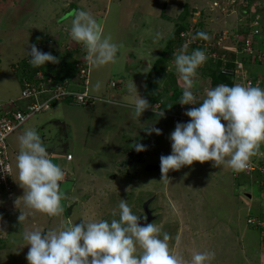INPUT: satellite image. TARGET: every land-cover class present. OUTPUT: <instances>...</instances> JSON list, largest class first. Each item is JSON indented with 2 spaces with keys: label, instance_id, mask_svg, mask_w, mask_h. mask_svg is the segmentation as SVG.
<instances>
[{
  "label": "rangeland",
  "instance_id": "1",
  "mask_svg": "<svg viewBox=\"0 0 264 264\" xmlns=\"http://www.w3.org/2000/svg\"><path fill=\"white\" fill-rule=\"evenodd\" d=\"M220 1L223 5L214 7L213 3ZM227 3L230 0H0V104L9 108H13L14 101L20 97L22 77L34 71L35 67L29 62L30 45L35 44L37 48L47 45L50 49V41L63 26L71 29L76 11L89 12L103 26L104 35H110L112 42L122 46L115 63L101 67L90 65L88 90L97 99L91 106H78L71 101L56 104L48 111L31 116L9 136L14 200L13 203L0 201V264H29L26 257L30 246L23 239L24 232L40 230L46 234V231L63 230L81 222H111L119 219L121 199L127 201L140 219L144 209H149L154 217L151 223L161 229L160 238L167 232L172 238L170 248L186 261H191L194 252H215V258L207 264H264V238L261 239L264 232L252 228L247 219L257 215L253 219L264 220V178L257 172L241 173L238 178L235 173L230 178L228 172L233 169L227 164L214 167L213 161L194 162L186 166L190 168L170 170L169 181H165L161 171L145 170L148 165H159L162 155L171 154V133L177 123H188L186 119L174 118L180 115L178 104L167 111L160 109L163 102L170 101L171 93L166 91L170 90L171 77L178 74L174 65L166 64L168 70L165 68L157 76L150 75L167 44L173 47L171 43L175 40L171 42L172 37L181 24V17L187 13L186 20L193 34L199 30L216 35L218 31L225 32V41L221 43L229 45L234 43L227 36L231 37L239 27V31L246 29L247 18L244 19L240 12V8L246 7L248 17L253 19L246 34L257 33L254 40L259 39L261 45L264 41V0H238L228 13V7L224 6ZM70 29L67 30L69 36ZM186 35L182 42L179 41L180 48L175 45L172 48L177 53L185 47L183 44L189 47L188 40L193 41L190 34ZM69 41L74 42L71 36ZM74 44L76 42L70 46ZM81 44L77 43L76 48ZM56 58L59 63L54 68L51 67L53 63L45 64L47 71L59 75V80L68 79L70 58L61 54ZM252 64L264 71L261 64L251 62L249 65L252 67ZM260 75L264 82V76ZM97 82L101 84L99 91L94 90ZM133 83L138 95L146 99L151 106L149 109L153 110L147 109L140 118L134 115L137 93L130 91ZM178 86L181 89L180 83ZM198 87L202 90L199 99L203 102L204 90L211 86L198 77ZM158 95H161L160 100L154 103ZM160 112H164L163 117L159 116ZM173 114L177 121L170 118ZM57 124L65 126L74 161L51 159L67 175L60 182L61 191L66 195L61 201L64 211L50 217L27 208L22 200L15 206L16 199L24 195V189L19 185L16 157L20 151L19 137L25 130L34 129L40 136L42 133L48 136L49 132L51 136ZM150 127L160 129L161 134H149L147 129ZM134 143L145 146V151L138 152L136 160L127 155L135 149ZM260 151L264 152V144ZM255 159L257 165L264 163V156H254L250 162ZM194 177L200 179L192 186L189 179ZM228 178L232 186L235 179L246 180L235 189L238 201L231 199L234 195ZM206 185L207 188L201 189ZM75 201L77 204L68 214L67 206ZM232 206L238 213L231 215ZM248 208L251 210L247 213ZM21 212L26 219L20 224ZM177 236L180 238L178 246Z\"/></svg>",
  "mask_w": 264,
  "mask_h": 264
},
{
  "label": "clouds",
  "instance_id": "2",
  "mask_svg": "<svg viewBox=\"0 0 264 264\" xmlns=\"http://www.w3.org/2000/svg\"><path fill=\"white\" fill-rule=\"evenodd\" d=\"M70 36L75 42L84 45L85 59L92 67H101L118 60V52L122 46L112 42L110 35H104L103 26L89 12L78 10L74 13ZM197 38L211 39L203 31L193 36L194 40ZM28 54L33 67L59 63L56 58L59 54L41 52L35 44L30 45ZM173 59L175 70L184 84L178 103L194 107L185 112L190 121L186 124L177 123L171 133V154L160 157L162 180L169 181L167 173L170 170H179L194 162L203 164L208 161H213L214 167L227 164L234 171L251 175L244 172L249 167L251 158L264 156V152L260 151L264 144V89L251 85L219 84L205 89V99L196 106L194 88L198 83L197 70L208 59L207 54L199 49L188 54L185 46L174 54ZM100 88L101 84L97 82L94 90L99 91ZM130 91L137 93L134 115L140 118L151 106L138 95L134 83ZM171 107L169 105V109ZM159 116L163 117L164 112H160ZM174 118L178 116L175 115ZM147 131L149 134H161V130L155 127H150ZM19 144L16 168L24 195L16 199L15 206L22 200L27 208L36 212L50 217L61 215L64 211L61 201L66 199V195L61 191L60 182L64 181L66 173L51 159H65V155L71 154L72 159L65 160L72 161L73 154L65 152L60 155L54 149L48 152L41 136L34 129L25 130L19 137ZM133 147L137 152L145 151V146L140 143H134ZM11 170L12 192L6 203H13L14 200L12 165ZM119 210V219H112L111 222H81L63 230L46 231V234L40 230L24 232L23 239L30 246L26 259L29 264H207L215 258V252H194L191 261H186L170 248L169 241L172 238L167 232L163 233L161 239V229L154 223H139L141 217L132 212L126 200L121 199ZM115 215L114 211L113 216ZM25 219V214L21 212L18 217L20 224ZM179 243L180 238L177 236L176 245Z\"/></svg>",
  "mask_w": 264,
  "mask_h": 264
},
{
  "label": "built area",
  "instance_id": "3",
  "mask_svg": "<svg viewBox=\"0 0 264 264\" xmlns=\"http://www.w3.org/2000/svg\"><path fill=\"white\" fill-rule=\"evenodd\" d=\"M240 1V0H239ZM243 1V0H241ZM238 0H230V3H227V13L230 12L231 8H235L234 4H236ZM218 3L220 5H218ZM214 7H220L222 1L214 2ZM234 6V7H233ZM223 9H221L222 11ZM255 21V20H254ZM253 21V22H254ZM192 27L187 32H182L179 35V39L182 42L185 38V35L190 34L188 36H192L191 33ZM239 30H236V33L227 39H232L234 44L224 45L221 43L225 41V32L211 33L208 31L207 35L211 37L209 40L203 39H193L192 42L188 40L189 47H187V53L191 54L194 50H203L206 52L208 59L206 62L198 68V72H201L205 68V64L208 62L216 63L219 62L221 65L222 73L226 75L233 76L234 85H251L253 87L261 86L262 82L259 77H252L246 64L244 58H250L252 63H259L264 66V43L261 41L258 42L256 39L257 33H253L252 35H242L238 34ZM186 35V36H187ZM242 35V36H241ZM68 39L70 40V36L68 35ZM221 36V37H220ZM241 36V37H240ZM251 37V39L249 38ZM189 39V38H187ZM67 40V42H70ZM258 43V44H256ZM50 49H47V45H44L43 48L38 50L44 53L61 54L66 55L70 58L72 63L68 65V70L71 72L68 75V79L59 80V75H52L47 71L46 65L35 67L36 74L33 76L32 80L26 81L23 80L22 85L20 86L21 94L14 101V107L9 108L5 104H0V201H4L10 197L12 192V170L10 163V154L9 148L7 144L8 137L15 131H17L21 126L34 115H38L42 112L48 111L53 104H63L67 101H71L75 105L89 107L91 106L97 99L91 96L89 93L88 87L90 84L89 73H90V65L88 61L85 59L86 53L80 49H74L72 46H55L51 41L49 43ZM186 46V45H182ZM53 48V49H52ZM175 49V48H174ZM194 49V50H193ZM54 50V51H53ZM53 51V53H52ZM174 53H177L175 50ZM172 63L175 69L174 60L167 61V64ZM232 65L231 70L228 69L227 66ZM56 65L51 64V67L54 68ZM43 68V70H41ZM166 69H169V66L166 65ZM177 81L181 84V87H184L182 80L180 79L179 73L176 75ZM199 77V76H198ZM209 85V84H208ZM200 87H198V83L194 88V92L197 97V102H200L198 93ZM19 105V106H18ZM180 115L178 116L179 120L186 119L185 121H190V118L185 115L186 110L190 107H194L192 105H180ZM197 106V105H196ZM156 110V107L154 108ZM182 110H185L182 112ZM222 123H225L222 121ZM66 160H71L72 155L67 154L64 156ZM255 163V161H253ZM253 162L249 163V167L244 169L246 174L257 172L258 175L264 178V163L253 164ZM256 217H249L248 224H252V226L258 229L260 232H264V220L257 221L253 219ZM264 219V218H262ZM264 238V237H263Z\"/></svg>",
  "mask_w": 264,
  "mask_h": 264
},
{
  "label": "trees",
  "instance_id": "4",
  "mask_svg": "<svg viewBox=\"0 0 264 264\" xmlns=\"http://www.w3.org/2000/svg\"><path fill=\"white\" fill-rule=\"evenodd\" d=\"M240 12L242 13L243 16H245L244 19L247 18L245 21H247L248 24L245 27H246V29H248L249 23L252 22V20H253L252 18L250 19L248 17L249 9L246 8V7L245 8L243 7V8H240ZM183 16L184 17H181V19H180L181 20V22H180L181 24L177 26V29L175 31V34L172 37V41L171 42H173V40H175V43H171V45L173 47H174V45L175 46H178L179 48L181 47V44L179 42L180 41L179 35H180V33L187 32L189 30V22H188V20H186L188 18L187 13L184 14ZM193 29H195L194 28V25H193ZM240 29H241V27H239V30ZM246 29H245V31H243V28H242V31H239L238 34L241 33L242 35H245L248 32ZM201 31L202 30H199V31H197V33L198 32H201ZM65 35L67 36L66 33H65ZM193 35L195 36L196 34L194 33ZM52 41L54 42V38L52 39ZM52 41H51V43H53ZM58 42L60 43L59 38H58ZM58 45H60V44H58ZM62 45H64L65 47H68V46L71 45V43L70 42H64V43H62ZM41 48H43V45L42 46L40 45V49ZM172 48H171V46L168 43L167 46L164 49V52L162 53L163 55L159 56V58L157 59V61L154 63V65H153V67H152V69L150 71V75L157 76L160 72H162V71L164 72L165 71V68H166L165 66L167 64V61L174 60L173 59V57H174L173 56V53H174L173 51L174 50ZM244 60H245V63H247V64L248 63H251V61H250L251 59L250 58H244ZM227 67H228L229 70H231L232 65H229ZM41 70H43V68H41ZM221 70L222 69H221V65H220L219 62H216V63L208 62V63L205 64V68L201 72H198V76H199L200 81L201 80L202 81L203 80L204 81H207L208 84L211 86V88H214L215 86H217L219 84H227L228 86H233L234 85L233 76L226 75V74L222 73ZM43 72H44V70H43ZM155 72H156V74H155ZM35 74H36V69L34 68V71L33 72L24 75V77H22L20 86L22 85L24 79H26V81H30V80H32V78H33V76ZM253 76H255V75H253ZM155 79L157 81L159 80L157 78H155ZM169 81H170V83H168V84H169L170 90L169 91H166V92L167 93H171L170 96L168 97L169 100H170L169 101L170 103L169 102H163L162 105H161V107H160V109L162 111L169 110V105H175V106H177V104H179L178 101L181 98L182 93H183V88L184 87H181V89L179 88V86H178L179 82H177L176 75H173L171 77V80H169ZM262 84H264V82H262ZM207 88H209V87H207ZM260 88H262V86H260ZM201 91L202 90L199 88L198 93H200ZM160 97H161V95H158L154 99V103H158V101L160 100ZM199 104H200V102H197V106ZM53 106H55V104L54 105L53 104L51 105V107H53ZM51 107H50V109H51Z\"/></svg>",
  "mask_w": 264,
  "mask_h": 264
},
{
  "label": "crops",
  "instance_id": "5",
  "mask_svg": "<svg viewBox=\"0 0 264 264\" xmlns=\"http://www.w3.org/2000/svg\"><path fill=\"white\" fill-rule=\"evenodd\" d=\"M68 29H70V28H68V27H64L63 26V28L62 29H60V31H58V34L56 35V39L54 38V45L55 46H57L58 44H60L59 46H64V45H62L61 43L63 42H67V40H69L68 39V36H66L65 35V33L67 34V30ZM59 35H60V43L58 42V38H59ZM63 39H64V41H63ZM74 42H72L71 44H73ZM77 47V42H76V44H74V46H73V48L74 49H78L79 48V51H80V49L83 51V53L85 52L86 53V50H85V47H84V45L83 44H81L80 45V47H78V48H76ZM81 52V51H80ZM57 55V54H56ZM58 56V55H57ZM70 60V59H69ZM70 62L72 63V61L70 60ZM70 62H69V64H70ZM68 64V65H69ZM246 64V66H247V68H248V70H249V72H250V74H251V76L253 77V75H255L254 77H262L260 74H262L263 76H264V71L262 72V70H260V68L258 67V65H254V64H252V67L249 65V64H251V63H249V64H247V63H245ZM259 68V69H258ZM264 78V77H263ZM110 83V82H109ZM263 85L264 84H262L261 86H262V88H264L263 87ZM108 87H110L109 86V84H108ZM170 117V116H169ZM170 118H172V119H174L173 117H170ZM174 120H176V119H174ZM177 121V120H176ZM189 122V121H188ZM58 126H56V128L57 127H59V126H61V128H63L64 129V131H65V126H64V124H57ZM55 128V131H57V129ZM65 137H63V140H61V141H59L58 142V140L56 141V143L52 146V147H56L55 145H57V144H61V145H63V146H66L65 148H67V151L66 152H69L70 150H69V147L72 145L71 144V142L69 141V136L67 135V134H65L64 135ZM169 141V140H168ZM170 142V144L172 143L171 141H169ZM169 142H167V147H168V143ZM170 146V145H169ZM60 147V146H59ZM61 148V147H60ZM59 148V149H60ZM258 156H260V155H258ZM262 157V156H261ZM72 161H74V157H73V160ZM157 166H160V164L159 165H157ZM202 167V166H201ZM200 167V168H201ZM182 168H185V169H187V168H190V167H182ZM159 171H161V170H159ZM241 171H230V173L228 172V174H230V178H232L233 177V175L236 173V177L235 178H238L239 177V175H241V173H240ZM168 175H169V173H167ZM182 174V173H181ZM200 178H202V180H203V177L202 176H200ZM199 177H194L193 179H189L190 181H191V184L190 185H194L196 182H197V179L199 180L200 179ZM230 178H228V185H229V187H230V189L232 190V195H234V197L232 196L231 197V199H233V200H237L238 201V197H237V193H236V191H235V189H237V188H239V187H241V186H239L241 183H243L244 181H246V180H244V181H242V179L241 180H237V179H235L234 180V178H233V180H234V183H233V186H232V184L231 183H229V181H230ZM241 182V183H240ZM239 184V185H238ZM204 188H207V185L206 186H204V187H202L201 189H204ZM232 212H231V215H234L233 214V212L235 213H238V210L234 207V206H232ZM251 208V207H250ZM250 208H248V210H247V213L251 210ZM250 216H248L247 217V219L249 218ZM231 222V221H230Z\"/></svg>",
  "mask_w": 264,
  "mask_h": 264
},
{
  "label": "flooded vegetation",
  "instance_id": "6",
  "mask_svg": "<svg viewBox=\"0 0 264 264\" xmlns=\"http://www.w3.org/2000/svg\"><path fill=\"white\" fill-rule=\"evenodd\" d=\"M56 129H57V131H55V133L53 131L51 136H50L49 132H47L48 136H45V134H42L41 138L44 141L45 145L47 146V150L48 149H54L56 151V153L58 152L60 155H63L67 151V149H65L66 146H63L61 144H57L56 147H52V144H53L54 141L58 140V142H59V141L63 140V137H65L64 136L65 135V131H64L63 128H61V126L57 127ZM127 155L129 157L132 155L131 157H134V160L139 158L138 152L135 149H133V151L130 152V153L128 152ZM74 203L77 204V201H75ZM67 208H68V206H67Z\"/></svg>",
  "mask_w": 264,
  "mask_h": 264
},
{
  "label": "water",
  "instance_id": "7",
  "mask_svg": "<svg viewBox=\"0 0 264 264\" xmlns=\"http://www.w3.org/2000/svg\"><path fill=\"white\" fill-rule=\"evenodd\" d=\"M44 134V133H43ZM53 149H48V152H52ZM146 171H149V170H161L160 166H153V165H148L146 168H145ZM76 203H73L71 204L70 206H68L67 208V213L70 214L71 213V210L73 208V206L75 205ZM144 215H145V218H142L140 219L139 223L141 225L145 224V223H151L153 220H154V217H152L151 215V211L147 208L144 209Z\"/></svg>",
  "mask_w": 264,
  "mask_h": 264
}]
</instances>
